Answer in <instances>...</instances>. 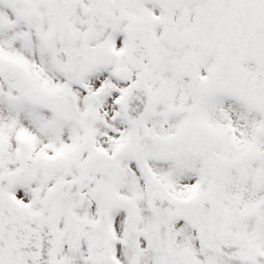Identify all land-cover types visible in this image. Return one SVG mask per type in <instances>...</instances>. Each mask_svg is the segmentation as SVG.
<instances>
[{"label":"snow or ice","instance_id":"6c2138e0","mask_svg":"<svg viewBox=\"0 0 264 264\" xmlns=\"http://www.w3.org/2000/svg\"><path fill=\"white\" fill-rule=\"evenodd\" d=\"M0 264H264V0H0Z\"/></svg>","mask_w":264,"mask_h":264}]
</instances>
